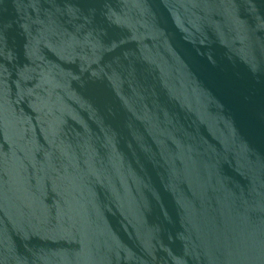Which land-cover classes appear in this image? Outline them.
Here are the masks:
<instances>
[{"label": "water", "instance_id": "obj_1", "mask_svg": "<svg viewBox=\"0 0 264 264\" xmlns=\"http://www.w3.org/2000/svg\"><path fill=\"white\" fill-rule=\"evenodd\" d=\"M0 264H264V0H0Z\"/></svg>", "mask_w": 264, "mask_h": 264}]
</instances>
